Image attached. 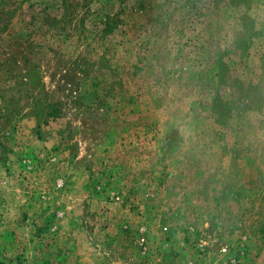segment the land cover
<instances>
[{"label":"rangeland","instance_id":"rangeland-1","mask_svg":"<svg viewBox=\"0 0 264 264\" xmlns=\"http://www.w3.org/2000/svg\"><path fill=\"white\" fill-rule=\"evenodd\" d=\"M0 264H264V0H0Z\"/></svg>","mask_w":264,"mask_h":264},{"label":"trees","instance_id":"trees-1","mask_svg":"<svg viewBox=\"0 0 264 264\" xmlns=\"http://www.w3.org/2000/svg\"><path fill=\"white\" fill-rule=\"evenodd\" d=\"M103 22H104V31H112L113 27L116 25L115 21L113 20V18H111L109 15H108V18L107 19H103Z\"/></svg>","mask_w":264,"mask_h":264},{"label":"built area","instance_id":"built-area-1","mask_svg":"<svg viewBox=\"0 0 264 264\" xmlns=\"http://www.w3.org/2000/svg\"><path fill=\"white\" fill-rule=\"evenodd\" d=\"M223 251L226 252L227 251V247H223Z\"/></svg>","mask_w":264,"mask_h":264}]
</instances>
